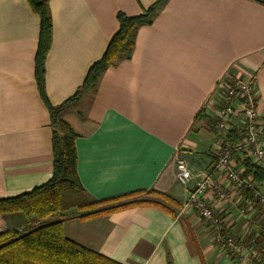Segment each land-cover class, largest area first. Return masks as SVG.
Wrapping results in <instances>:
<instances>
[{
	"label": "crops",
	"instance_id": "1",
	"mask_svg": "<svg viewBox=\"0 0 264 264\" xmlns=\"http://www.w3.org/2000/svg\"><path fill=\"white\" fill-rule=\"evenodd\" d=\"M157 1L47 0V102L58 106L76 92L117 31V13L137 16ZM39 29L29 0H0V199L27 193L52 175L51 121L34 78ZM227 72L255 76L264 123V0H164L136 31L131 56L106 68L95 89L61 113L76 135L83 189L55 218L68 240L118 264H238L182 212L195 179L186 186L175 179L178 158L196 174L218 176V133L202 108ZM135 191L163 194L177 208L170 214L135 206L78 218L80 205ZM210 202L230 214L231 233L242 235L236 208ZM6 224L16 228L22 219L10 215Z\"/></svg>",
	"mask_w": 264,
	"mask_h": 264
},
{
	"label": "trees",
	"instance_id": "2",
	"mask_svg": "<svg viewBox=\"0 0 264 264\" xmlns=\"http://www.w3.org/2000/svg\"><path fill=\"white\" fill-rule=\"evenodd\" d=\"M164 0H158L137 16L117 13V31L110 38L102 56L92 63L76 92L58 106L50 105L44 95V60L50 45L51 20L47 0H29L40 18L37 51L34 59V78L38 91L49 112L51 121L52 175L44 184L12 198L0 199V264H118L87 248L68 240L62 221L55 220L69 204L77 203L83 194L76 173V135L61 119V113L74 105L81 96L93 91L102 72L128 59L134 49L136 31L149 25ZM226 141L234 148L233 158L244 167L245 176H251L258 188L264 190V172L240 149L239 137L229 131ZM154 206L171 214L177 204L167 196L154 191H135L111 199L92 201L78 207L80 219L103 215L127 207ZM19 214L22 224L9 228L6 217Z\"/></svg>",
	"mask_w": 264,
	"mask_h": 264
},
{
	"label": "built area",
	"instance_id": "3",
	"mask_svg": "<svg viewBox=\"0 0 264 264\" xmlns=\"http://www.w3.org/2000/svg\"><path fill=\"white\" fill-rule=\"evenodd\" d=\"M258 89L253 74L235 77L227 72L217 83L213 93L204 103V115L214 121L218 133L214 145L216 178L211 173H194L184 160H175V179L182 186L195 179L194 187L181 210L194 217L202 227L208 242L222 255L238 264H264V192L251 176L236 167L234 148L226 141L229 131L239 137L235 149L264 172V123L258 120ZM225 180L227 187L223 186ZM234 197L231 198V193ZM230 202L237 216L244 220L245 231L235 236L231 233L230 214L217 212L210 202ZM257 217V222L253 218Z\"/></svg>",
	"mask_w": 264,
	"mask_h": 264
},
{
	"label": "rangeland",
	"instance_id": "4",
	"mask_svg": "<svg viewBox=\"0 0 264 264\" xmlns=\"http://www.w3.org/2000/svg\"><path fill=\"white\" fill-rule=\"evenodd\" d=\"M14 215V218L16 217V218H19L20 216H19V214H13ZM7 218V217H6Z\"/></svg>",
	"mask_w": 264,
	"mask_h": 264
}]
</instances>
